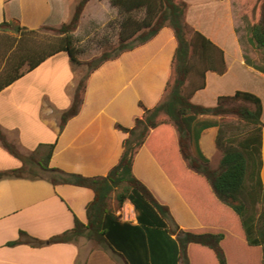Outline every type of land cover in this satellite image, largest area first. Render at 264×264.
Listing matches in <instances>:
<instances>
[{
  "label": "trees",
  "instance_id": "16d2710c",
  "mask_svg": "<svg viewBox=\"0 0 264 264\" xmlns=\"http://www.w3.org/2000/svg\"><path fill=\"white\" fill-rule=\"evenodd\" d=\"M87 1L75 3L67 22L58 27H41L57 34L54 41L44 45L27 41L38 29H28L15 21L0 23V29L14 26L18 33L15 53L6 57L0 70V91L50 56L65 52L72 65L85 66V69L73 87L70 105L60 114V132L79 112L89 75L104 62L146 43L165 26L171 28L176 41L171 78L157 104L146 107L138 102L142 116L135 118L132 127L115 124V128L127 136L122 141L118 162L105 175L84 176L50 166L56 141L39 143L31 152L23 153L0 129V146L21 163L18 167L0 170V179L43 178L52 185H75L93 192L85 206V223L74 216L70 229L45 239L19 230L17 238L5 245L41 247L73 243L83 237L118 254L125 264H192L191 249L201 246L213 252L217 264H230L234 256L228 255L223 244L231 235L242 249L256 251L255 264H258L257 259H261L264 249L261 98L238 89L232 94L217 96L215 104L210 106L191 100L197 90L205 87L207 71L221 75L227 66L223 49L186 23L187 4L182 0H107L117 10L114 24L108 22V26L114 25L117 29L116 42L104 41L105 48L99 55L81 61L79 55L83 49L76 44L72 32ZM248 34L250 44L260 54V62L254 67L264 73V0H259L258 16L248 24ZM243 57L246 63H251L247 56ZM229 115L235 121L226 120ZM209 127H217L214 140L221 152L215 167L210 166L199 142L201 133ZM142 146L194 213L200 226L181 228L169 206L159 202L151 189L135 176L133 160ZM197 183L207 187L211 201H218L234 218L215 215L206 208L196 190ZM112 198L116 209L127 200L132 204L135 222L121 220L115 214L110 206Z\"/></svg>",
  "mask_w": 264,
  "mask_h": 264
},
{
  "label": "crops",
  "instance_id": "0c3cea01",
  "mask_svg": "<svg viewBox=\"0 0 264 264\" xmlns=\"http://www.w3.org/2000/svg\"><path fill=\"white\" fill-rule=\"evenodd\" d=\"M75 1L0 0V23L4 20L15 21L28 29L59 26L70 19ZM182 1L187 4L185 20L217 45L221 44L219 35H225L221 32L223 28H227L226 35L233 33L231 8L230 5L226 7L222 2L224 0H200L204 5L222 7L216 11L218 26L214 23L211 28L199 20L203 4L198 7V16H195V0ZM116 16L117 10L107 0H88L81 22L87 19L91 24L98 23ZM79 27L80 24L73 32L76 38ZM175 46L173 31L165 26L146 43L104 62L87 78L79 112L66 122L60 132L59 117L70 105L75 83L68 55L65 52L56 53L0 91V129L23 153L31 152L39 143L56 141L50 166L84 176L105 175L118 162L122 141L127 136L116 129L115 124L132 127L135 118L142 116L138 102L152 107L160 101L172 75L171 60ZM221 48L224 51L226 71L221 75L207 71L205 87L197 90L191 100L210 106L215 104L217 96L232 94L238 89L243 90L241 88L258 96L264 95V73L246 63L238 47L233 54V62L229 61L224 48ZM243 79L249 81L248 86H241ZM211 81L218 86L209 99H205L200 93L209 90ZM43 103L52 107L53 111L47 105L53 119L43 118ZM209 128H216L217 132V127ZM262 135L264 161V129ZM140 154L148 159L145 162L150 169L154 167L153 173L154 169H158L169 181L144 146L134 156L132 170L136 177L153 189L146 173L138 167L137 158ZM20 164L17 158L0 146V170L18 167ZM92 197L93 192L89 188L69 184L52 185L43 178L0 179V264H125L118 254L108 248L93 246L84 238L73 243H54L41 247L5 245L17 238L19 230L45 239L70 229L74 216L85 223V206ZM125 208L128 219L124 220L135 222L131 203ZM190 212L196 227L200 226L199 220ZM172 216L181 228H186ZM228 248L240 261L246 262V253L241 247H235L233 243ZM195 255L215 260L213 252L201 246L192 247V264H195Z\"/></svg>",
  "mask_w": 264,
  "mask_h": 264
},
{
  "label": "rangeland",
  "instance_id": "374dc122",
  "mask_svg": "<svg viewBox=\"0 0 264 264\" xmlns=\"http://www.w3.org/2000/svg\"><path fill=\"white\" fill-rule=\"evenodd\" d=\"M77 1L78 0H76L75 3ZM222 2L226 4V7L227 5L228 6L230 5L231 13H232L233 33L230 34V36H228L226 35L227 28H223L221 32L224 33L225 35H222V34L219 35L218 40L219 42H221V44H219L218 46L224 48L225 52L227 53V58L229 59L230 62L231 61L233 62V59H234L233 54L235 53L236 47H238L243 52V55L249 58V60L251 61L250 64L254 66L255 64H253L252 62L259 63L260 54L249 42L248 24L254 21L258 16L259 0H224ZM201 4H203V6L200 8V13H199L198 7ZM204 4L205 3L203 1L195 0V16H198V13H199L200 15L199 20H201L203 25L205 24V26L209 28H211V25H213L214 23L216 24V26H218L217 21L215 20L216 16L218 15V12L216 11H220L219 8L221 9L222 7L216 8L215 5H204ZM97 15L99 17L101 16V14L99 13ZM81 17H82V14H81ZM81 17L78 22V25L80 24V27L76 31L78 38L75 37V40H76V44L83 49V53L79 55V59L81 61H86L101 53V51L105 48L104 41L107 40L106 42H113V43L116 42L117 29L114 28V25L108 26V22L112 21L113 23L116 17L109 18L108 20H102V22H98V23L92 22V24L91 22H87V19L81 22ZM186 23L190 25L188 21H186ZM55 27H58V26H55ZM56 37H57V34L51 29L40 28L37 30V33L30 36L29 40L27 41L29 44H33V45H44V44L54 41ZM80 39L82 41L78 42L77 40H80ZM17 40H18V33L14 30V26H10V27L5 26L0 29V70L4 67V63H5L4 60L6 59V57H8V55L11 56L13 55V53H15V50H16L15 46H16ZM84 69H85V66L72 65V71H73L75 84L77 80L79 79V77L84 72ZM48 74L49 73H47V75ZM248 83L249 81H247L246 79H243L241 82V86H245V85L248 86ZM209 86L210 87L208 91L200 93V95L203 96V98L205 97V99H209L212 92L216 90L218 85L216 82L211 81ZM241 89L246 90L244 88H241ZM259 97L263 101V113L261 116V120L264 124V95L262 94ZM47 105L49 104L43 103L42 116L43 118L51 120L54 118L52 114L53 109L49 105L50 106L49 108H51L52 111L51 109L49 110ZM226 120L235 121L234 117H232L231 115L226 116ZM215 135H216V128H208L201 133V137L199 141L201 150L208 157L210 161V166L212 167H215L221 158V152L215 146V140H214ZM141 156L142 155L140 154L137 158L139 161L138 167L142 172L146 173V176L148 177L149 182L151 183L153 187V189L152 188L151 189L154 191V194L157 197V199H159L161 203H164L169 206L172 214L175 216V219L177 220L178 223H181L183 227L195 228L197 225H196V222L193 221L195 220L194 216L192 215L190 210L187 208V206L184 204V202L179 197V195L175 192V190L173 189L169 181L164 177V175L160 171H158V169H154L155 171L153 173L152 169L154 167L153 168L151 167L150 169L148 163L145 162L148 159H146V157L144 158L143 156L142 158ZM263 164H264V161H263ZM261 176H262V179L264 180V165L261 170ZM195 185L197 187L196 190L200 192L201 198L205 202L206 208H209L210 211H214L215 215H222V217L226 215V217L230 220L234 218V215L228 209L225 211L220 207L218 201H215V203L211 201L210 199L211 195L208 192L207 187L204 188V186L200 185L199 183ZM128 204H129V201L127 200L123 203V205L119 209H116L114 199L112 198L110 200V206L112 210H114L115 214L122 220H124L125 218L128 219V214L126 212L127 208H125L127 207ZM132 209H133V206H132ZM220 221H216V222L221 224ZM215 226L219 227L216 224ZM225 240L226 241H224L223 248L224 250L227 251L228 255L232 254V251L229 250L228 247L231 248L233 243L235 244V247H238V248L240 247L237 239L233 238L231 235H228ZM88 241L93 246H98L93 241H90V240ZM243 252L246 253L245 255H246L247 260L245 263L244 261L243 262L240 261L236 255H233L234 260H231V261L229 260L230 264H255L256 251L255 250L251 251L247 248L246 249L243 248ZM257 263L264 264V249H263V256H261V259L259 260L257 259ZM195 264H217V263H216V260H214L211 257L195 255Z\"/></svg>",
  "mask_w": 264,
  "mask_h": 264
}]
</instances>
